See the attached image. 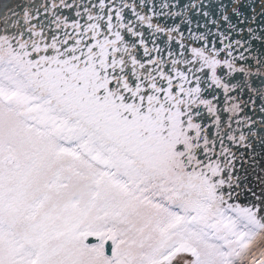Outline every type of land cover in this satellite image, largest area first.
I'll return each instance as SVG.
<instances>
[{
	"label": "snow or ice",
	"instance_id": "1",
	"mask_svg": "<svg viewBox=\"0 0 264 264\" xmlns=\"http://www.w3.org/2000/svg\"><path fill=\"white\" fill-rule=\"evenodd\" d=\"M0 264H264V0H0Z\"/></svg>",
	"mask_w": 264,
	"mask_h": 264
}]
</instances>
